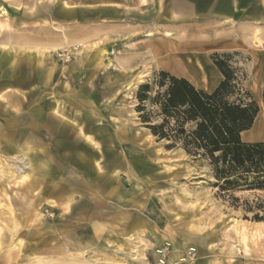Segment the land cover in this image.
Wrapping results in <instances>:
<instances>
[{
    "label": "rangeland",
    "instance_id": "1",
    "mask_svg": "<svg viewBox=\"0 0 264 264\" xmlns=\"http://www.w3.org/2000/svg\"><path fill=\"white\" fill-rule=\"evenodd\" d=\"M154 16V0H0L1 87L33 91L16 94L45 113L59 106L60 116L89 119L63 134L50 120L61 135L56 146L46 134L1 140L0 118V147H12L0 152L9 171L3 176L0 165V264L70 254L91 264H264V222L243 211L264 201V191L221 192L207 159L148 129L161 120L136 94L148 84L153 96L162 71L150 53L161 34ZM16 67L24 69L13 86ZM32 67L35 81L26 84ZM12 94L0 93V102ZM27 123L21 116L15 124ZM95 145L100 152L87 151ZM27 151L58 158L55 173L30 172L18 153Z\"/></svg>",
    "mask_w": 264,
    "mask_h": 264
},
{
    "label": "crops",
    "instance_id": "2",
    "mask_svg": "<svg viewBox=\"0 0 264 264\" xmlns=\"http://www.w3.org/2000/svg\"><path fill=\"white\" fill-rule=\"evenodd\" d=\"M154 8L155 24L161 34L150 40V53L158 69L187 80L198 90L211 93L222 81V76L210 60V55L237 53L245 58L244 62L239 64L245 74L242 86L257 103L259 112L252 127L242 132L240 138L244 143H264V0H154ZM84 54L82 52L78 57V65L82 64ZM39 65L40 63L36 67L38 70ZM22 69L24 68L16 67V71L9 72L13 78L9 83L13 86L21 84L19 77ZM34 69V67L29 69L24 83L30 84L35 81ZM1 79L0 93L8 94L11 90L14 92L12 96H6L9 99L5 103L0 102V118L5 121L4 131L7 136H3L1 140L9 139L12 135L18 139L25 132L50 135L54 142L61 135L49 125L50 120L58 121L59 127L63 128L62 134L66 127L75 129L84 120H89L88 115L75 116L74 120L64 115L60 116L59 106L57 111L53 109V113H45L43 105L35 106L30 103L26 94H16V91L30 94L34 93L33 91L14 87L3 89ZM73 105L76 108L81 106L79 101ZM21 116H25L28 123L25 127L19 128L15 123L19 122ZM41 128L43 130L39 132ZM76 135L83 140L89 137L79 128ZM57 141L54 142L56 146L59 145ZM84 141L88 142L87 139ZM56 146L55 150H58ZM91 149L100 152L97 145L87 148V151ZM4 150L10 151L12 147L8 144L5 148L0 147V152ZM18 153L20 156L26 155L34 174L36 171L41 172L42 176L45 173H55L51 169V164H57L55 162L58 158L47 160L45 159L47 155L43 152ZM0 158L2 160L1 153ZM80 161L83 162V158H80Z\"/></svg>",
    "mask_w": 264,
    "mask_h": 264
},
{
    "label": "trees",
    "instance_id": "3",
    "mask_svg": "<svg viewBox=\"0 0 264 264\" xmlns=\"http://www.w3.org/2000/svg\"><path fill=\"white\" fill-rule=\"evenodd\" d=\"M237 53H213L210 60L222 76L211 92L196 89L187 80L165 71L157 74L153 96L141 85L136 94L140 105L150 101L160 123L149 125L159 140L180 144L186 154L209 161L221 192L264 191V143H244L240 134L252 127L259 112L257 103L243 88L245 74L232 59ZM264 107V98H263ZM140 111L143 106H139ZM143 123H149L147 116ZM235 202L236 198H232ZM244 219L264 222V201L244 203Z\"/></svg>",
    "mask_w": 264,
    "mask_h": 264
},
{
    "label": "bare ground",
    "instance_id": "4",
    "mask_svg": "<svg viewBox=\"0 0 264 264\" xmlns=\"http://www.w3.org/2000/svg\"><path fill=\"white\" fill-rule=\"evenodd\" d=\"M80 56V52H79V54H77V56H76V58H78ZM141 80V77H138V79H137V81L139 82ZM22 158L24 159V160H27V163H25L26 165H27V167H28V170L30 171V172H32L33 171V167L31 166V164H30V161L26 158V155H23L22 156ZM15 160V159H14ZM21 161H23L22 159H21ZM16 162V161H15ZM23 163H24V161H23ZM0 165L2 166V170H1V172H2V175L3 176H5V173H7V172H9V171H7L6 170V168H4V166H5V164H4V161L2 160V161H0ZM15 165V164H14ZM25 165V166H26ZM20 166V165H19ZM17 167V166H16ZM16 170V169H15ZM17 171H19V172H22L23 171V168H21V167H17ZM24 172V171H23ZM29 172V173H30ZM23 175V174H22ZM67 202H68V204L69 203H71V200L70 199H68L67 200ZM67 204V205H68ZM14 228V227H13ZM77 253H78V251H77ZM102 259H103V261H106V262H109L110 261V259L105 255H102ZM95 261V260H94ZM97 261V260H96ZM96 261L94 262V263H96ZM182 261V260H181ZM99 263V262H98ZM37 264H45V263H43V262H38ZM46 264H91V262L90 261H87V260H84V259H80V258H78V257H75V256H73L72 254H70V255H68V256H62V257H60L59 259H55V260H51L50 262H48V263H46ZM92 264H93V261H92Z\"/></svg>",
    "mask_w": 264,
    "mask_h": 264
}]
</instances>
